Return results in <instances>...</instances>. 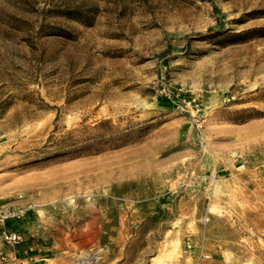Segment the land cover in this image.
Listing matches in <instances>:
<instances>
[{"label": "rangeland", "instance_id": "rangeland-1", "mask_svg": "<svg viewBox=\"0 0 264 264\" xmlns=\"http://www.w3.org/2000/svg\"><path fill=\"white\" fill-rule=\"evenodd\" d=\"M3 211L26 264H264V0H0Z\"/></svg>", "mask_w": 264, "mask_h": 264}, {"label": "built area", "instance_id": "built-area-1", "mask_svg": "<svg viewBox=\"0 0 264 264\" xmlns=\"http://www.w3.org/2000/svg\"><path fill=\"white\" fill-rule=\"evenodd\" d=\"M21 211L15 212H0V222H1V238L4 243V246H0V264H26V259L21 258L16 249L22 241V236L19 232L10 231L4 228L5 220L8 217L14 215L19 216Z\"/></svg>", "mask_w": 264, "mask_h": 264}, {"label": "bare ground", "instance_id": "bare-ground-1", "mask_svg": "<svg viewBox=\"0 0 264 264\" xmlns=\"http://www.w3.org/2000/svg\"><path fill=\"white\" fill-rule=\"evenodd\" d=\"M69 206H71V208H73V204H70ZM80 208V211H75V213H88L89 214V217L91 218L89 220V222L87 223L89 226H96V223L98 221V218L100 217V211H101V207L97 206V203H87L86 205H82L79 207ZM74 213V212H72ZM86 224V225H87ZM78 225V224H77ZM100 227V225L98 226ZM74 230V229H73ZM86 230V229H85ZM89 230V229H88ZM96 231V229H95ZM99 231V230H98ZM75 232V231H74ZM95 234V233H94ZM76 237V236H75ZM94 239V237H89L87 240L88 241H92ZM85 245V244H84ZM101 250V249H100Z\"/></svg>", "mask_w": 264, "mask_h": 264}, {"label": "trees", "instance_id": "trees-1", "mask_svg": "<svg viewBox=\"0 0 264 264\" xmlns=\"http://www.w3.org/2000/svg\"><path fill=\"white\" fill-rule=\"evenodd\" d=\"M65 12V14L66 15H69V16H71V15H74V14H72V11L71 10H69V9H66V10H64Z\"/></svg>", "mask_w": 264, "mask_h": 264}]
</instances>
